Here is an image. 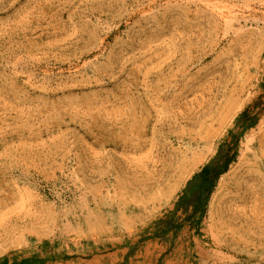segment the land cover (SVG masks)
<instances>
[{
    "label": "rangeland",
    "instance_id": "1",
    "mask_svg": "<svg viewBox=\"0 0 264 264\" xmlns=\"http://www.w3.org/2000/svg\"><path fill=\"white\" fill-rule=\"evenodd\" d=\"M259 101L194 219L174 210ZM264 264V0H0V261Z\"/></svg>",
    "mask_w": 264,
    "mask_h": 264
},
{
    "label": "trees",
    "instance_id": "2",
    "mask_svg": "<svg viewBox=\"0 0 264 264\" xmlns=\"http://www.w3.org/2000/svg\"><path fill=\"white\" fill-rule=\"evenodd\" d=\"M258 106L259 101H255L238 116L234 126L228 130L226 138L219 144L215 156L187 182L178 196L171 217L169 213L154 223L156 234L170 231V227L175 225L172 220L178 211L184 212L188 215L187 218L191 219L201 216L206 211L210 194L218 178L228 170L230 164L237 157L240 137L247 129L255 126L258 121L259 114L256 112ZM6 262H8L7 257L3 258L0 264ZM21 264H30V260H23Z\"/></svg>",
    "mask_w": 264,
    "mask_h": 264
}]
</instances>
